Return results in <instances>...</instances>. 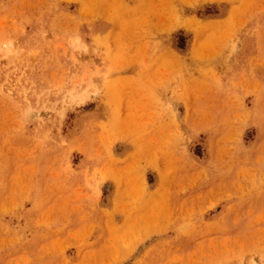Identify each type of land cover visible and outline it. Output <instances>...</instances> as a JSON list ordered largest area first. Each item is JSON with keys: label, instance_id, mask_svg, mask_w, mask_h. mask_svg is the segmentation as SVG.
<instances>
[{"label": "rangeland", "instance_id": "1", "mask_svg": "<svg viewBox=\"0 0 264 264\" xmlns=\"http://www.w3.org/2000/svg\"><path fill=\"white\" fill-rule=\"evenodd\" d=\"M0 264H264V0H0Z\"/></svg>", "mask_w": 264, "mask_h": 264}]
</instances>
